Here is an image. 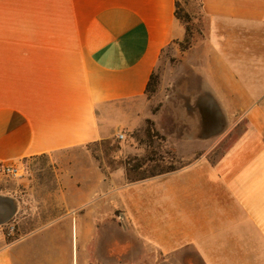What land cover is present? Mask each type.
Listing matches in <instances>:
<instances>
[{"label": "crops", "instance_id": "1", "mask_svg": "<svg viewBox=\"0 0 264 264\" xmlns=\"http://www.w3.org/2000/svg\"><path fill=\"white\" fill-rule=\"evenodd\" d=\"M175 4L0 0V170L150 119V74L185 36ZM201 5L203 36L188 50V144L206 148L232 127L235 137L214 162L204 153L173 173L105 191V201L145 248L188 246L201 264H264V0ZM83 186L60 176L27 191L29 208L16 191L7 215L0 205V221L16 222L8 241L0 227V264H97L96 226L84 224L82 242L74 239L86 210L107 222L96 180ZM105 258L112 264V252Z\"/></svg>", "mask_w": 264, "mask_h": 264}, {"label": "rangeland", "instance_id": "2", "mask_svg": "<svg viewBox=\"0 0 264 264\" xmlns=\"http://www.w3.org/2000/svg\"><path fill=\"white\" fill-rule=\"evenodd\" d=\"M176 2L182 16H186L184 19L187 23H184L183 19L179 20L185 29V36L182 40L171 43L162 52L154 69V73L158 76V83L155 92L148 96V107L143 109L148 112L150 120L154 122V129L151 132L156 130L163 138L154 136L151 142L147 141L145 119L140 127L133 130L117 128L116 134L120 132L124 134L121 140L115 135L108 141L92 142L64 151L60 155L30 158L22 165L18 177L0 174V205L6 215L15 202L10 197L15 196V191L25 202L22 204L29 208L32 206L33 197L27 191H30L33 186L51 188L59 183L60 176L76 179V183L80 186L88 185L89 182L94 184L96 180L98 216L106 218L108 223L103 219L93 221L84 214L88 213L86 210L82 213L77 231H74V239L77 234L79 241L82 242L84 224L91 223L93 227L96 226L97 264H109V258L108 260L105 258L108 252H112V264H201L194 250L188 246L171 254H163L138 243L136 233L122 220L121 210L113 207L110 201H105L106 195L111 194L104 193L108 190H119L126 184L136 183L126 179L125 168L121 162L128 158L144 159L139 172H144L145 175L158 172L170 165L180 170L188 167L194 159L200 158L204 153L209 155L210 162L216 161L235 137L236 131L232 127L215 140L214 144L206 148H196L188 144L192 138L191 128L188 126L190 111L188 108V74H190L188 50L202 39L205 18L201 0H176ZM82 174L84 176L76 177ZM178 175L172 176L175 178L173 181L181 179ZM5 219L6 222L0 223V227L8 241L14 237L15 231L13 236L9 237L7 229L10 225L16 228V222L8 216L2 220Z\"/></svg>", "mask_w": 264, "mask_h": 264}, {"label": "trees", "instance_id": "3", "mask_svg": "<svg viewBox=\"0 0 264 264\" xmlns=\"http://www.w3.org/2000/svg\"><path fill=\"white\" fill-rule=\"evenodd\" d=\"M175 7H176L175 9L176 18L178 20L183 19L184 23H187L186 22L187 20L184 19V17L186 16H182L180 10H178L177 2L175 4ZM157 83H158V76L154 73V71H152L145 90L147 97L155 92ZM146 123H147V127L145 129V136L148 142H151L154 136H159L163 138V136L160 135L158 131L155 130L154 132H151V130L154 129V122L152 120L146 119ZM103 141H108V139H104ZM143 161L144 159L133 157V158H128L124 162H121L125 168L126 179L129 182L143 181L145 179H148L149 177H154L157 175L166 174L177 170V168L170 165L166 168L160 169L158 172H151L149 175H145L144 172H139L140 169L142 168Z\"/></svg>", "mask_w": 264, "mask_h": 264}, {"label": "built area", "instance_id": "4", "mask_svg": "<svg viewBox=\"0 0 264 264\" xmlns=\"http://www.w3.org/2000/svg\"><path fill=\"white\" fill-rule=\"evenodd\" d=\"M116 137L121 140L124 138V134L120 132L116 134ZM20 170L21 168H18V167L6 166V167L1 168L0 174L4 176L18 177ZM14 231H15V226L10 225L7 229V235L12 236Z\"/></svg>", "mask_w": 264, "mask_h": 264}, {"label": "water", "instance_id": "5", "mask_svg": "<svg viewBox=\"0 0 264 264\" xmlns=\"http://www.w3.org/2000/svg\"><path fill=\"white\" fill-rule=\"evenodd\" d=\"M4 222H6V219H5V220H1V221H0V223H4Z\"/></svg>", "mask_w": 264, "mask_h": 264}]
</instances>
